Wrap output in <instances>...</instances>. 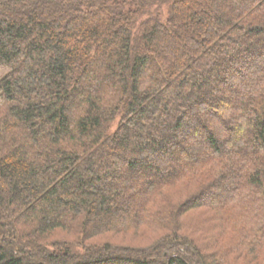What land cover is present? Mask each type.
I'll use <instances>...</instances> for the list:
<instances>
[{"label": "trees", "instance_id": "1", "mask_svg": "<svg viewBox=\"0 0 264 264\" xmlns=\"http://www.w3.org/2000/svg\"><path fill=\"white\" fill-rule=\"evenodd\" d=\"M238 262L264 264V0H0V264Z\"/></svg>", "mask_w": 264, "mask_h": 264}, {"label": "rangeland", "instance_id": "2", "mask_svg": "<svg viewBox=\"0 0 264 264\" xmlns=\"http://www.w3.org/2000/svg\"><path fill=\"white\" fill-rule=\"evenodd\" d=\"M104 239H107V238L106 237L101 238V240H104ZM114 239L116 242H119V243H121L122 241H132L133 240V238L129 235H126V236L118 235V236L114 237ZM137 241H139V240L138 239L135 240V242H137ZM237 264H243V262H238ZM246 264H249V263H246Z\"/></svg>", "mask_w": 264, "mask_h": 264}]
</instances>
